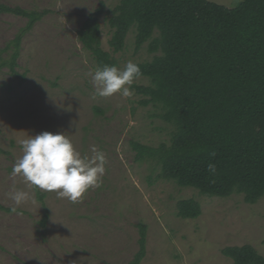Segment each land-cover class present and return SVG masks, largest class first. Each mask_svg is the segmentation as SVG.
Returning a JSON list of instances; mask_svg holds the SVG:
<instances>
[{"label": "rangeland", "instance_id": "1", "mask_svg": "<svg viewBox=\"0 0 264 264\" xmlns=\"http://www.w3.org/2000/svg\"><path fill=\"white\" fill-rule=\"evenodd\" d=\"M235 8L244 0H209ZM105 2L101 15L102 47L118 67L131 60L148 62L147 44L136 49L132 30L126 48L114 53L109 12L119 0H0L42 15L31 30L26 17L0 13V264H130L139 251L140 226L147 227V255L142 264H234L222 250L253 246L264 256V197L251 205L244 196L208 197L161 177L158 160H137L135 144L158 148L169 144L174 126L158 117L160 110L139 104L134 95L94 97L91 73L98 67L79 40L87 17ZM14 76L8 65L17 50ZM44 131L62 132L82 155L96 146L106 155L103 185L90 189L78 203L45 194L44 205L34 187L12 176L22 151L18 141ZM13 188L34 198L16 206L7 193ZM193 199L202 215L178 216V204ZM49 210L46 226L40 223Z\"/></svg>", "mask_w": 264, "mask_h": 264}, {"label": "trees", "instance_id": "2", "mask_svg": "<svg viewBox=\"0 0 264 264\" xmlns=\"http://www.w3.org/2000/svg\"><path fill=\"white\" fill-rule=\"evenodd\" d=\"M0 13L29 19L31 30L42 15L0 4ZM101 2L84 21L78 35L98 66L116 65L102 47ZM114 53L126 48L136 29V49L146 44L154 57L137 63L148 85H135L143 107L160 110L158 117L174 126L170 143L158 148L135 144L137 160H158L161 177L180 187L197 189L208 197L244 196L254 205L264 197V0H244L228 8L209 0H119L109 12ZM21 36L8 65L17 71ZM216 170L209 173L207 166ZM44 205L45 194L35 188ZM1 209H5L0 207ZM41 225L46 226L45 207ZM11 211V210H8ZM202 215L193 199L180 201L178 216L195 220ZM139 251L130 264H142L147 255V227L140 226ZM234 264H264L253 246L222 250Z\"/></svg>", "mask_w": 264, "mask_h": 264}, {"label": "clouds", "instance_id": "3", "mask_svg": "<svg viewBox=\"0 0 264 264\" xmlns=\"http://www.w3.org/2000/svg\"><path fill=\"white\" fill-rule=\"evenodd\" d=\"M142 76L139 65L131 60L124 66H98L91 73V82L95 88L94 97H110L119 93L124 98L134 95L131 88L134 80ZM22 156L17 158L11 175H20L26 184L47 192H55L58 198H66L72 203L80 202L85 194L94 188L102 187V177L106 172V155L96 146L91 155H82L74 147L65 133L44 131L18 141ZM209 173L216 166L209 163ZM8 197L20 206L34 198L29 192L13 188ZM12 212H18L13 207Z\"/></svg>", "mask_w": 264, "mask_h": 264}]
</instances>
